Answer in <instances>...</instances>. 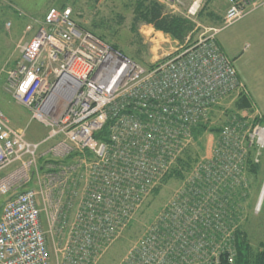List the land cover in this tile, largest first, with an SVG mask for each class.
I'll use <instances>...</instances> for the list:
<instances>
[{"label":"built area","instance_id":"1","mask_svg":"<svg viewBox=\"0 0 264 264\" xmlns=\"http://www.w3.org/2000/svg\"><path fill=\"white\" fill-rule=\"evenodd\" d=\"M202 1L191 0L188 18ZM263 4L229 0L219 26L149 67L79 29L69 7L26 26L33 33L5 80L47 133L31 141L0 111V198L10 196L0 207V264H53L48 238L55 264H97L192 144L193 129L241 92L217 34ZM263 148V125L225 124L117 264L231 262L240 222L231 198L246 186L248 151L257 163Z\"/></svg>","mask_w":264,"mask_h":264},{"label":"rangeland","instance_id":"2","mask_svg":"<svg viewBox=\"0 0 264 264\" xmlns=\"http://www.w3.org/2000/svg\"><path fill=\"white\" fill-rule=\"evenodd\" d=\"M136 1L0 0V111L10 125L24 129L27 139L31 141H41L47 133V128L43 124L31 120L29 112L12 99L5 80V71L18 61V45L29 39L33 33H26V26L31 25L35 29L51 8L69 7L76 23H82L85 26H91L92 23L97 24V30L106 36L109 44L110 40L111 43H116L120 50L130 58L135 55L138 56L141 61L138 63H143L142 65L146 67L157 59L171 56L176 49L195 41L206 28L212 26L204 15L205 13L201 18H198L197 15L202 8L201 6L197 15L190 18L195 23L192 39L190 40V36H187L183 44L173 40L169 35L155 30L148 24H139L137 27L138 34H136L132 28L133 8ZM158 1L162 2L169 11L182 13L185 16H187L186 11L191 2V0ZM213 6L215 9L218 7L220 9L223 7V2L214 0ZM218 14L220 15V13ZM253 15L248 13L239 21L224 28L219 34V39L224 48V53L231 59L236 58L234 66L242 84L241 91L249 96L252 101L250 117H264V34L252 32L251 19ZM238 95L229 94L219 101L217 106L210 111V121L207 122L209 127L218 125L222 128L225 126L229 116L232 117L231 115L234 114L233 102ZM250 113L242 111L239 115L247 116ZM245 122L247 123V121ZM245 122L243 123L245 124ZM257 124L261 125L260 123ZM217 136L218 133L210 130L204 134L202 151L198 154L199 157L196 162L211 154ZM51 144L52 142L48 141L43 144V147ZM190 148L194 152L199 149L195 141L192 142ZM252 150L254 151V149ZM250 154H252L251 151L248 152V155ZM258 157L261 163L260 173L255 177L248 175L245 162L246 186L244 182L245 188L240 191L239 196L231 198L235 205L239 206L240 210L237 212L240 217L239 226H242L246 231L253 249L264 244V191L261 195L264 186V148L260 150ZM188 173L182 180L186 178ZM182 180L170 179L160 187L156 194L150 193L135 213L129 226L105 249L97 264H117L125 256L127 250L140 239L148 225L182 184ZM244 194L245 196H243ZM229 196L232 194L229 193ZM8 197L10 196L0 198V207ZM42 215V220L45 222L43 212ZM48 243L52 263L55 264L54 251L49 238Z\"/></svg>","mask_w":264,"mask_h":264},{"label":"trees","instance_id":"3","mask_svg":"<svg viewBox=\"0 0 264 264\" xmlns=\"http://www.w3.org/2000/svg\"><path fill=\"white\" fill-rule=\"evenodd\" d=\"M97 2L98 0H87ZM211 0H203L202 8L198 13V18H201L204 14L206 18L209 20L211 25L219 26L221 24L222 18H220L214 11L208 9V5ZM63 6L62 8H64ZM133 19H132V28L133 31L137 33V27L139 24H148L152 26L155 30L161 31L166 35H169L173 40H176L178 43L183 44L187 36H190V40L192 39V35L195 31V23L185 16L182 13L171 12L169 11L165 5L158 0H137L135 2V6L133 8ZM77 27L85 32H88L100 40L104 41L114 50L121 52L123 55H126L116 43L110 44L107 42L106 36L99 32L98 25L92 23L91 26H85L82 23H76ZM130 58V57H129ZM132 60L139 62L140 59L138 56L131 57ZM141 62V61H140ZM143 64V63H142ZM151 66V64L149 65ZM148 66V67H149ZM238 97L233 102V110L234 114L229 116L226 124L231 122L234 118L240 123L245 122L246 126L254 125L260 123L264 126V117L254 116L250 117L252 112V101L249 96L244 94L242 91L238 93ZM247 111L250 114L247 116L239 115L240 112ZM221 127L218 125H214L209 127V123L207 124H199L193 129V141L196 142V146L199 147L198 151L192 150L190 146L185 149L182 154L176 159L175 164L168 171V173L162 178L160 184H158L152 191L153 194H156L160 187L169 181L170 179H174L176 181L182 180L186 173L191 170L193 165L196 163L199 153L202 151V138L206 132L209 130L219 133ZM105 132V129L101 132L102 134ZM99 137V134L96 135ZM252 152V154H247L246 160V171L248 175L255 177L260 173L261 163L258 160L257 163L253 162V150H249L248 152ZM245 192V191H244ZM239 194V193H238ZM237 194V195H238ZM236 194L234 196H237ZM245 196V194L243 195ZM241 197V199L243 198ZM233 205L235 203L233 202ZM238 228V229H237ZM234 232L233 239V251L234 255L232 261L229 262L227 255L220 256V262L218 264H264V244L260 245L257 249H253L249 242L248 235L246 231L237 226Z\"/></svg>","mask_w":264,"mask_h":264},{"label":"crops","instance_id":"4","mask_svg":"<svg viewBox=\"0 0 264 264\" xmlns=\"http://www.w3.org/2000/svg\"><path fill=\"white\" fill-rule=\"evenodd\" d=\"M219 1L223 2V7L222 8L219 9V7H218L217 9H215L214 6H213L214 0H211L209 5H208V9L214 11L220 18L221 17L223 18V15H224L227 7H228V1L229 0H219ZM257 1L264 2V0H257ZM218 13H220V15ZM249 14H251V15L254 14L252 16V19H251L252 32H256V33H258L260 35L264 34V4L254 8ZM212 26H214V25L212 24ZM220 33H221V31L217 34V41H218L219 45L221 46V48L224 50V48H223V46H222V44L220 42V39H219V34ZM235 59L236 58H233V60H235ZM234 64H235V61H234Z\"/></svg>","mask_w":264,"mask_h":264},{"label":"water","instance_id":"5","mask_svg":"<svg viewBox=\"0 0 264 264\" xmlns=\"http://www.w3.org/2000/svg\"><path fill=\"white\" fill-rule=\"evenodd\" d=\"M263 189H264V186H263ZM263 189H262L261 195H262V193H263Z\"/></svg>","mask_w":264,"mask_h":264},{"label":"bare ground","instance_id":"6","mask_svg":"<svg viewBox=\"0 0 264 264\" xmlns=\"http://www.w3.org/2000/svg\"><path fill=\"white\" fill-rule=\"evenodd\" d=\"M264 191V190H263ZM261 199V198H260ZM260 202V201H259Z\"/></svg>","mask_w":264,"mask_h":264}]
</instances>
